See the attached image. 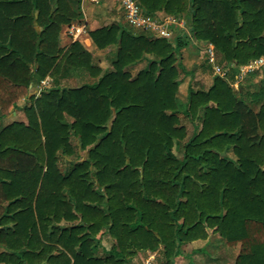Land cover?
<instances>
[{
	"label": "trees",
	"instance_id": "obj_1",
	"mask_svg": "<svg viewBox=\"0 0 264 264\" xmlns=\"http://www.w3.org/2000/svg\"><path fill=\"white\" fill-rule=\"evenodd\" d=\"M136 2L187 19L190 36L96 28L94 47L115 48L102 71L78 41L59 44L81 0H0V121L26 100L23 120L0 128V264H129L146 251L173 264L216 235L237 249L233 264H264V68L246 78L255 89L232 87L264 56V0ZM190 37L213 45L228 78L182 102ZM101 234L114 246L98 255Z\"/></svg>",
	"mask_w": 264,
	"mask_h": 264
},
{
	"label": "rangeland",
	"instance_id": "obj_2",
	"mask_svg": "<svg viewBox=\"0 0 264 264\" xmlns=\"http://www.w3.org/2000/svg\"><path fill=\"white\" fill-rule=\"evenodd\" d=\"M81 12L82 17L73 22L72 24H79L84 27L83 38L88 36V32L94 30L96 28L106 26L112 23H126L122 10L118 7V5L112 0H103L99 4L92 5L87 3L84 0H81ZM169 16L159 13L158 16ZM172 17V16H170ZM184 21L183 29H177L176 32L179 35L185 34L186 37L189 35L188 22L187 19H180ZM68 27V26H67ZM184 35V36H185ZM88 38V37H87ZM81 41V45L86 49L92 56V62L99 66L102 71L111 70V61L114 57L115 48L109 47L105 50H97L94 45L91 43V46L86 42ZM76 40V41H78ZM74 42V40L68 35L66 27H63L60 36H59V44L61 47L68 46ZM209 43L197 42L192 37L187 38L186 46L180 50L181 62L184 66L187 74H181V84L178 90V98L182 101H186L187 90L188 88L193 89H207L212 82V78L214 75L213 70L208 67L206 64V46ZM215 57H217L215 55ZM217 61V58H216ZM144 63L135 66L132 70L136 72L137 70L143 67ZM222 67V66H221ZM250 77L246 75L240 82L241 83H251L252 89H255L257 86L258 78H250L251 80L246 81V78ZM251 81V82H250ZM92 81L85 76V78L81 79V81L73 79L68 82H62V86H78L82 83H91ZM52 80L46 78L43 80L38 86L31 89V92L36 96H39L40 91L47 89L51 86ZM232 87L236 88L232 85ZM26 103V100H20L15 109L16 114L11 115L6 119H2L0 121V128L11 123L12 121L23 120V114L21 112V107ZM182 124L187 127L188 135L190 136L193 133V124H191L185 118H182ZM181 149V147H180ZM174 153L180 157V153L176 150ZM82 155V153H80ZM232 157L231 154H229ZM100 241L103 240V237H107V234L99 235ZM109 237V236H108ZM107 237V238H108ZM110 240L109 244H104V248L110 249V247L114 246L113 240ZM104 243V242H103ZM98 255H102L103 252L100 250L97 251ZM237 255V249H229L223 241H221L217 235L210 236L207 242H194L191 244H186L178 249V253L173 260V264H233L234 258ZM147 260H150L149 264H161L160 263V255L159 252H142L138 253L129 264H145Z\"/></svg>",
	"mask_w": 264,
	"mask_h": 264
},
{
	"label": "built area",
	"instance_id": "obj_3",
	"mask_svg": "<svg viewBox=\"0 0 264 264\" xmlns=\"http://www.w3.org/2000/svg\"><path fill=\"white\" fill-rule=\"evenodd\" d=\"M89 4L96 5L103 0H84ZM122 10L126 24L134 31H142L158 38H171L177 29H183L184 21L170 16H150L143 13L136 0H112ZM67 33L73 40H78L84 34V27L70 24ZM208 64L211 65L214 75L227 79V69L216 64L215 51L212 44H208L205 50ZM264 68V56L251 60L239 69L233 86L237 87L239 82L249 74ZM147 260L145 264H149Z\"/></svg>",
	"mask_w": 264,
	"mask_h": 264
},
{
	"label": "crops",
	"instance_id": "obj_4",
	"mask_svg": "<svg viewBox=\"0 0 264 264\" xmlns=\"http://www.w3.org/2000/svg\"><path fill=\"white\" fill-rule=\"evenodd\" d=\"M66 29H67V26H66ZM88 37V36H87ZM87 37H84L83 38V36L82 37H80V38H82L81 40L82 41H84V42H86L88 45H90L91 46V41H90V39H89V37L87 38ZM79 38V39H80ZM74 41H76V40H74ZM78 42H80L81 43V41H79L78 40ZM16 110H18V108L17 109H14V111H13V113H12V115H14V114H16ZM100 236H98V238H99ZM108 237V236H107ZM106 236L105 237H103V240L102 241H100V238H99V241H100V250L102 251V252H104V251H108V249H106V248H104V244H109L110 243V240L108 241L107 239L109 238H107ZM110 239V238H109ZM104 242V243H103ZM113 247V246H112ZM112 247H110V249L112 248ZM109 249V250H110Z\"/></svg>",
	"mask_w": 264,
	"mask_h": 264
},
{
	"label": "water",
	"instance_id": "obj_5",
	"mask_svg": "<svg viewBox=\"0 0 264 264\" xmlns=\"http://www.w3.org/2000/svg\"><path fill=\"white\" fill-rule=\"evenodd\" d=\"M222 155H224V154H222Z\"/></svg>",
	"mask_w": 264,
	"mask_h": 264
}]
</instances>
